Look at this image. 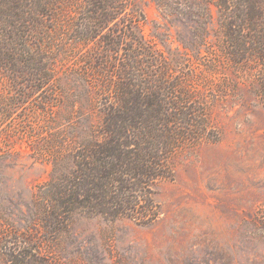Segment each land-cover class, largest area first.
<instances>
[{"label":"rangeland","instance_id":"obj_1","mask_svg":"<svg viewBox=\"0 0 264 264\" xmlns=\"http://www.w3.org/2000/svg\"><path fill=\"white\" fill-rule=\"evenodd\" d=\"M172 2L166 15L154 0H132L119 28L138 27L169 62L184 92L204 107L217 142L175 157L173 179L154 189L160 206L154 223L78 213L61 233H48L35 200L56 175L55 152L95 131L110 99L103 52L73 40L62 18L68 34H61L53 83L15 106L23 88L0 78V264H264L259 69L252 62L234 67L226 58L215 0Z\"/></svg>","mask_w":264,"mask_h":264},{"label":"trees","instance_id":"obj_2","mask_svg":"<svg viewBox=\"0 0 264 264\" xmlns=\"http://www.w3.org/2000/svg\"><path fill=\"white\" fill-rule=\"evenodd\" d=\"M154 1L172 14V0ZM214 4L226 58L234 67L256 64L264 102V0ZM131 6L132 0H0V78L23 88L21 101L13 105L22 106L53 83L63 31L72 30L73 40L95 43L103 52L101 74L110 99L101 124L73 149L55 152L56 175L35 200L39 219L52 235L65 230L78 213L154 223L160 216L154 189L173 179L175 157L187 147L217 142L204 107L184 92L169 62L138 27L119 28ZM64 17L68 30L61 24ZM65 160L71 168H64Z\"/></svg>","mask_w":264,"mask_h":264}]
</instances>
